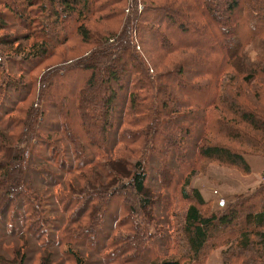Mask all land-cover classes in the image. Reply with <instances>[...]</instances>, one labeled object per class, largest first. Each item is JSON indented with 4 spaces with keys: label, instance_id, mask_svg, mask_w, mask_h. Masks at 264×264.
Segmentation results:
<instances>
[{
    "label": "trees",
    "instance_id": "16d2710c",
    "mask_svg": "<svg viewBox=\"0 0 264 264\" xmlns=\"http://www.w3.org/2000/svg\"><path fill=\"white\" fill-rule=\"evenodd\" d=\"M178 2L0 0V31L18 22L39 40L27 53L0 40V264L59 245L75 264L86 260L73 246L114 264H204L221 247L222 264H264V181L219 211L188 189L198 162L246 172L247 155L264 156V0ZM127 26L167 57L190 53L159 73L139 59ZM66 42L88 54L31 73ZM104 214L94 242L87 235Z\"/></svg>",
    "mask_w": 264,
    "mask_h": 264
},
{
    "label": "rangeland",
    "instance_id": "374dc122",
    "mask_svg": "<svg viewBox=\"0 0 264 264\" xmlns=\"http://www.w3.org/2000/svg\"><path fill=\"white\" fill-rule=\"evenodd\" d=\"M160 1V2H159ZM166 1H173V0H158V3L156 5L163 4L162 2ZM176 3H179L178 0H174ZM183 9V8H182ZM186 11V10H185ZM0 12L7 13V10L4 8L2 4H0ZM188 12V11H187ZM127 16L128 14H132V12H126ZM90 28H93V31L96 29L103 28L102 26L95 25L93 23H89ZM113 26V25H112ZM126 35L130 36V43L133 46V48L138 53L139 59L141 61L148 62L152 65L154 69H156L157 72H169L175 68H177L176 62L179 60V58L185 57L188 53L187 52H181L177 53L178 57L169 56L162 54L161 51L155 46L154 44V37H150L144 32L143 30H137L133 29L132 26H127L125 29ZM136 32V33H135ZM201 39L205 40V38L208 40L207 34L202 33ZM26 35L25 29L20 26V24L17 22L15 25H9L8 27L0 31V40L11 41L12 48L11 49H19L20 51L25 50L24 52H30L29 47L31 44H37L39 43V40L33 37H24ZM99 35V34H97ZM194 38L197 35H193ZM199 36V35H198ZM197 36V37H198ZM145 39L144 41L142 39ZM27 46V47H26ZM56 48V50H55ZM52 49V53L55 51L57 53L56 55L50 54L49 57L45 58L41 63H39L31 73L35 74H41L46 71V69H50L52 66L59 65L60 63L63 64V62H68L73 59L83 58L86 57L89 51V47L86 46H78L75 45L72 42H66L61 46H57ZM0 49H2L3 53L8 52V49L0 43ZM13 51V50H12ZM255 51V50H253ZM8 57V56H7ZM7 60H12V57L10 56L7 58ZM138 60H134L135 63L141 62ZM7 64V63H6ZM20 74V73H19ZM185 76L188 78L191 77V74L188 72L185 73ZM29 75H27L26 82L29 81ZM167 90V89H166ZM170 91V90H168ZM175 93H179L180 91H177L174 89ZM172 90V93H174ZM172 93L170 92V95H166L169 100H171ZM178 96L180 97V95ZM175 95V94H174ZM23 96V95H22ZM165 97V96H164ZM16 94L10 93L5 96L6 105L9 107L10 103L12 101H15L17 99ZM171 103V102H170ZM23 105H28L29 101H23ZM36 105V104H35ZM189 152V149L186 150L185 154L187 155ZM246 160L249 164V171L243 172L240 168L222 164L219 162H213V161H207V162H201L197 164L198 171L193 175L190 185L188 189L191 188H197L202 196L210 202L211 209L213 211H219L222 207H225L230 199L234 195L242 194L244 192L247 193V191H252L256 189L263 181H264V156H258V155H247ZM172 163V162H170ZM189 162H174V168L177 170L178 168H183L187 166ZM171 168V169H174ZM174 170V171H175ZM152 171L149 173V179L150 184L155 183L157 184L161 180V176L159 175V172ZM46 175V173H44ZM47 176V175H46ZM48 177V176H47ZM155 188V187H154ZM161 188L156 187V190L154 191L152 189L151 197L153 201L157 199V197H161L160 192ZM167 192V191H166ZM165 197H161L158 202H156V205H160L162 202L165 201ZM160 207V206H159ZM248 208H244L243 212H245ZM110 213L111 210H110ZM177 217L174 218V221L177 224L182 223V216L181 214L176 213ZM100 216V215H98ZM110 217V216H109ZM102 222L97 224V227H101L99 231H95V226L93 228L92 234L87 235V238L93 240L94 242H98L101 240L103 233L105 232V229L108 225V218L103 216ZM1 227L4 226V224H0ZM123 235L128 234L127 231L122 232ZM177 237H179V233H175ZM146 242V241H145ZM7 246H10V243L7 244ZM9 249V248H8ZM12 249V248H10ZM67 247L62 245L55 248L50 249L51 251H48L47 253L42 252L41 250L37 249V251L34 254H31L27 251H25L26 254L29 256V260L25 264H40L42 261V257H46L49 255V261L51 264H75L74 260L70 258L68 255H66ZM224 248H217L208 255V257L205 259L204 264H222V258H221V252ZM73 250L80 252L82 256L85 257L86 264H114L117 260H113L110 262L103 261L100 256H98L96 253L91 252L89 250L79 248L77 246H73ZM52 252V253H49ZM166 255H169L166 253ZM145 256V252H143V249L141 250L139 256L137 258H132L131 260H135L137 262H140L142 257ZM12 259L10 256H5L6 261H10ZM15 264H17L15 261H13ZM128 264V263H124ZM132 264V263H129Z\"/></svg>",
    "mask_w": 264,
    "mask_h": 264
}]
</instances>
